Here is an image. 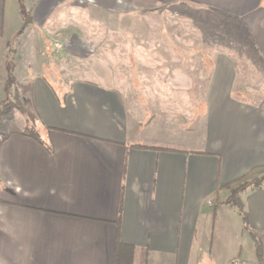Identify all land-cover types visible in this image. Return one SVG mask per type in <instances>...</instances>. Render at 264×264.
<instances>
[{"label":"crops","instance_id":"0c3cea01","mask_svg":"<svg viewBox=\"0 0 264 264\" xmlns=\"http://www.w3.org/2000/svg\"><path fill=\"white\" fill-rule=\"evenodd\" d=\"M171 6L178 13L163 14ZM209 11L247 38L251 85L237 84L232 41L219 48L186 29L214 22ZM157 21L156 39L140 32ZM34 46L43 68L94 78L28 82L32 132L0 141V264H115L119 245V264L240 257L211 249L228 225L244 233L239 210L215 205V194L227 197L222 187L248 172L264 175V0H0V75ZM159 84L202 101L198 120L176 126L175 113L136 105ZM241 200L264 264V185Z\"/></svg>","mask_w":264,"mask_h":264},{"label":"rangeland","instance_id":"374dc122","mask_svg":"<svg viewBox=\"0 0 264 264\" xmlns=\"http://www.w3.org/2000/svg\"><path fill=\"white\" fill-rule=\"evenodd\" d=\"M178 7L177 6H171L169 9H164L163 14H177L178 13ZM202 12V11H200ZM190 12H187V20L189 18L193 19V14H189ZM194 13V12H193ZM212 12L209 11V14ZM191 15V17L189 16ZM212 15V14H211ZM176 17V16H175ZM212 17L215 19L214 22H205L206 25H200L199 23H195L194 21L191 23V27L187 25L186 29L188 31H195L200 30L203 35V40L210 39L212 45L220 47H226L229 45V42H233V51L236 53L237 56H239L240 61L238 62V81L237 84H249L254 83V79L256 77V68L255 66L250 63V59L248 57V54L244 49L245 46H248L247 38L244 36V33L240 31V28L236 26L235 23L226 22L223 18H219V16H215V14L212 15ZM178 17H176L177 19ZM219 18V19H218ZM140 24V23H139ZM150 24H153V27H151ZM171 24V23H170ZM189 24V23H187ZM149 27H146L144 29L139 28L140 32L147 31L148 33L153 32L154 37L153 39H156L157 36V30L159 27H162V23L152 22L147 24ZM156 25H159L156 26ZM141 27V26H140ZM232 28V32L234 34V37H231L229 34V31ZM169 27L166 29L168 30ZM164 30V29H163ZM240 33H239V31ZM236 31L239 33L237 34ZM205 32V33H204ZM211 35V36H210ZM201 38V39H202ZM194 39L192 37H187L185 44L193 45ZM204 44V43H202ZM207 44V43H205ZM38 46L30 47L29 54L26 56V59H22V65H17L16 71H14V65L13 68L10 69V74L7 75L6 73H1L0 75V141L1 139L6 136L8 133L12 131H31V128L33 126L34 118L30 115V103H29V90H28V82L31 81V79L36 78L37 76H43L47 78L49 81H51L55 88H59L57 85V80H68V79H76L77 77H84V78H94L92 75H89L85 69H79L76 68L72 70V74H68V70L61 69V68H52L45 69L43 68V61L41 57L39 56ZM243 48V49H241ZM231 50V49H230ZM49 63V62H48ZM48 65V64H46ZM16 67V66H15ZM70 71V70H69ZM159 70L156 69L154 72L157 73ZM78 72V73H77ZM56 76V77H55ZM102 82H105L104 79ZM170 87L172 85H169L165 87V85H155L154 87H146L145 89L149 92L148 94V102L142 103V97L136 96V99L138 100L136 102V105L146 111L149 112V108L152 110V114L158 112V113H167V111H171L175 113L177 116L175 118L176 126L181 127H187L190 126L193 122H196L204 111V103L201 101H192L191 103H185L184 101H181L180 99V91L178 90V87H175V90H172V92H166L169 91ZM141 90H144V87H140ZM174 88V87H173ZM150 89H154L157 92L152 93V91H149ZM157 95V98L156 96ZM146 96V94H145ZM150 96V97H149ZM251 100H256L255 96L249 97ZM169 99V100H168ZM126 102L127 106L131 109L134 107L131 105L130 96H126ZM153 105V106H151ZM149 107V108H148ZM154 108V109H153ZM185 108L189 109L193 115L191 117L186 116L185 114ZM192 108V109H190ZM188 110V111H189ZM138 111L141 113V109H138ZM261 173L251 175L249 179L253 177H261L264 176L263 174L261 176ZM233 211H237V208L231 207ZM242 219V215L240 216ZM228 220V217H227ZM226 220V221H227ZM247 226V224L243 223V229L244 233L242 236H240V226L238 225L237 228H231L230 225H228V231H227V241L224 240L225 236L223 235L222 242L220 243L218 238H215V244L211 248L213 252L215 253H222L225 254L226 252H230V248L233 252V256H239L245 261L246 264H261L259 262V255H261L262 250L261 247L258 246V243L255 239V236L253 235V232L249 227L244 228V226ZM234 229V230H233ZM230 230H232V234H230ZM222 231V230H220ZM212 252V253H213Z\"/></svg>","mask_w":264,"mask_h":264},{"label":"trees","instance_id":"16d2710c","mask_svg":"<svg viewBox=\"0 0 264 264\" xmlns=\"http://www.w3.org/2000/svg\"><path fill=\"white\" fill-rule=\"evenodd\" d=\"M236 24V23H235ZM237 26V24H236ZM239 28V26H237ZM239 31V30H238ZM241 31V29H240ZM239 31V33H240ZM237 32V34H239ZM6 137V136H5ZM143 147V146H140ZM252 174L251 172H248L247 174L239 177L238 179L232 181L231 183L226 184L222 188L228 191V196L225 198H221L218 193L215 194V205L220 204H227L231 207H235L239 210L240 214L242 215L243 223L246 224L247 219L245 214L242 210V200H241V194L245 192L246 190H256L261 188L264 185V176L261 177H253L251 179L250 176ZM244 228H247L245 225ZM124 250L123 245H119L116 248V254H115V264H119L120 262L124 263L122 259H120V251ZM126 263H129V261H126Z\"/></svg>","mask_w":264,"mask_h":264},{"label":"built area","instance_id":"2783aa9c","mask_svg":"<svg viewBox=\"0 0 264 264\" xmlns=\"http://www.w3.org/2000/svg\"><path fill=\"white\" fill-rule=\"evenodd\" d=\"M56 48L58 50H60L62 48V45L58 44V45H56ZM229 264H246V263H245V261L242 258L235 257V258L231 259V261L229 262Z\"/></svg>","mask_w":264,"mask_h":264}]
</instances>
